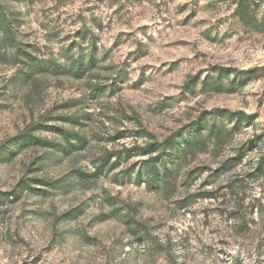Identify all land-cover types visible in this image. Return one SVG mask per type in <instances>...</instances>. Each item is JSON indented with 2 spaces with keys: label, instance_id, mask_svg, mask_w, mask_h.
I'll return each instance as SVG.
<instances>
[{
  "label": "rangeland",
  "instance_id": "374dc122",
  "mask_svg": "<svg viewBox=\"0 0 264 264\" xmlns=\"http://www.w3.org/2000/svg\"><path fill=\"white\" fill-rule=\"evenodd\" d=\"M0 3V264H264V0Z\"/></svg>",
  "mask_w": 264,
  "mask_h": 264
},
{
  "label": "trees",
  "instance_id": "16d2710c",
  "mask_svg": "<svg viewBox=\"0 0 264 264\" xmlns=\"http://www.w3.org/2000/svg\"><path fill=\"white\" fill-rule=\"evenodd\" d=\"M15 23L13 20H11L8 16H7V12L6 9L4 7V5L2 3H0V34L3 35V37H0V61H5L8 60V55H7V51L5 46H7V44L10 42V40L15 39ZM26 54V59H25V64L29 66V68L34 67V68H39L40 70H44L45 69V65L44 62L42 60H40L37 56L32 55L30 53H25ZM48 62V64H52V66L57 67L60 71H64L65 68L62 67L61 65H59L58 63H53L52 61H46ZM84 60L78 59L77 61H74L72 63L73 67L76 68V72H77V76L83 75L86 71V67L84 65ZM93 64V63H92ZM47 70V69H46ZM79 74V75H78ZM71 120L73 118H70ZM61 133L66 137V141L67 144H61V143H55L51 140L48 139H43L40 137H36L33 135H21L18 137V141L20 140V142L23 145L26 144H37V145H41V146H46V147H51L53 149H55L57 152L60 153H69L73 150H75L78 147V143H82L84 144V138L82 137H77V135L72 134L68 131L65 130H60ZM76 138V142H73V138ZM14 153V152H13ZM157 157H154L148 161H146V166H147V171L149 173V176L147 178V184H151L153 182H158L159 179L163 176H161V173L159 171V168L157 166ZM109 162V158H106L105 161L102 164V167L105 166L107 163ZM232 164V159H228L225 162V167L228 169L231 167ZM260 173L264 174V153L263 155L260 157L259 160V168L257 169ZM86 173L81 171V170H75L73 171L71 176H77L79 178H84L86 175ZM68 176V177H69ZM19 190H14V191H8V192H2L0 191V201H4L6 196L9 194H14L15 197L19 196V193L24 190V189H30V190H36L34 187H32L31 183H29L26 180H22L19 185Z\"/></svg>",
  "mask_w": 264,
  "mask_h": 264
}]
</instances>
